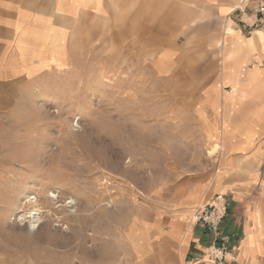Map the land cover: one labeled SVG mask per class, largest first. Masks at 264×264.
Instances as JSON below:
<instances>
[{
    "label": "rangeland",
    "instance_id": "obj_1",
    "mask_svg": "<svg viewBox=\"0 0 264 264\" xmlns=\"http://www.w3.org/2000/svg\"><path fill=\"white\" fill-rule=\"evenodd\" d=\"M108 3L75 29L70 65L1 89L4 264H182L220 153L201 112L224 22L206 0Z\"/></svg>",
    "mask_w": 264,
    "mask_h": 264
},
{
    "label": "crops",
    "instance_id": "obj_2",
    "mask_svg": "<svg viewBox=\"0 0 264 264\" xmlns=\"http://www.w3.org/2000/svg\"><path fill=\"white\" fill-rule=\"evenodd\" d=\"M206 1L216 5L224 22L223 35L217 38L219 67L204 86L201 112L209 149L220 145V153L210 159L213 175L192 203L228 194L230 208L220 231L233 236L239 253L229 264H264V15L255 12L253 1L242 11L239 0ZM108 2L0 0V94L2 88L23 86L50 68L70 65L75 29L103 18ZM156 230L160 239L173 241L178 226ZM211 237L193 227L182 264H212L197 260Z\"/></svg>",
    "mask_w": 264,
    "mask_h": 264
},
{
    "label": "built area",
    "instance_id": "obj_3",
    "mask_svg": "<svg viewBox=\"0 0 264 264\" xmlns=\"http://www.w3.org/2000/svg\"><path fill=\"white\" fill-rule=\"evenodd\" d=\"M247 1L255 2V12L264 15V0ZM239 10L242 11V7ZM247 26L251 27L250 23H247ZM229 208L230 196L220 193L212 196L194 211L193 227H201L212 235L210 242L197 259L199 262L229 264L238 259V247L234 244L233 236L220 231L221 223L227 216Z\"/></svg>",
    "mask_w": 264,
    "mask_h": 264
},
{
    "label": "bare ground",
    "instance_id": "obj_4",
    "mask_svg": "<svg viewBox=\"0 0 264 264\" xmlns=\"http://www.w3.org/2000/svg\"><path fill=\"white\" fill-rule=\"evenodd\" d=\"M231 31H233L234 32V29H231ZM219 150V146L216 144L215 146H213L211 149H210V151H209V154L210 155H215L216 153H217V151ZM31 202V201H30ZM32 203V202H31ZM15 210H16V208H14V210H13V213L15 212ZM33 210L34 209H31V211L29 212V213H26V214H23L22 215V218H21V220L23 219V220H26L27 218H28V221H29V225L27 226V229H28V231L30 232V233H34L35 231H37L38 229H39V227H40V223H41V217H39L37 214H34L33 213ZM36 210V209H35ZM34 210V211H35ZM4 239H2V241L4 242V243H2V245L3 244H7V242H8V240H10V237L9 236H4L3 237ZM1 240V239H0ZM1 241V242H2ZM1 246V245H0ZM1 259V261H2V264H4L5 262L6 263H9L8 261H9V259L6 261L5 259H2V258H0Z\"/></svg>",
    "mask_w": 264,
    "mask_h": 264
}]
</instances>
